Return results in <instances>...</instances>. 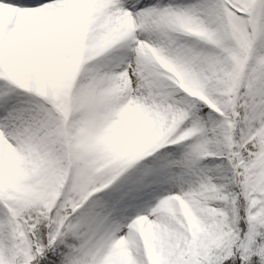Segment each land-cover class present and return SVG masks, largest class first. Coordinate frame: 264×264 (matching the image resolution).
<instances>
[{
  "label": "snow or ice",
  "instance_id": "obj_1",
  "mask_svg": "<svg viewBox=\"0 0 264 264\" xmlns=\"http://www.w3.org/2000/svg\"><path fill=\"white\" fill-rule=\"evenodd\" d=\"M0 264H264V0H0Z\"/></svg>",
  "mask_w": 264,
  "mask_h": 264
}]
</instances>
